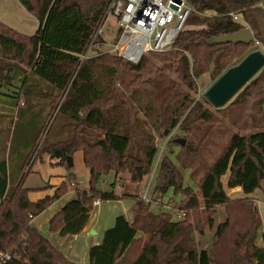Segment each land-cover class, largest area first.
<instances>
[{
  "label": "trees",
  "instance_id": "16d2710c",
  "mask_svg": "<svg viewBox=\"0 0 264 264\" xmlns=\"http://www.w3.org/2000/svg\"><path fill=\"white\" fill-rule=\"evenodd\" d=\"M17 1L38 28L29 37L0 23V90L19 82L15 94L24 100V108H16L21 124L13 163L0 159V251L11 257L7 264H74L31 226L33 218L67 194L68 182L35 202L31 194L48 188H25L28 167L54 114L36 159L48 155L56 166L70 170L67 158L80 151L89 180L88 190L76 189L75 199L50 219L49 232L62 238L81 234L96 201L135 203L133 222L116 217L101 243L89 249L88 264H264V236L259 245L261 221L253 200L232 199L225 191L240 189L250 196L264 183V68L222 109H211L201 96L196 99L202 76L207 75L211 85L248 53L264 52V12L259 0H185L194 10L190 22L202 28L183 29L170 51L143 56L137 65L98 51L81 60L111 0ZM231 13L243 23L234 22ZM247 27L254 35L249 46L207 45L213 38ZM121 66L129 77L120 82L123 92L114 88ZM0 96L9 106L16 105L12 95ZM38 106L42 109L37 111ZM132 106L160 141L176 128L194 136L201 124L222 121L243 133L230 137L199 181L198 195L183 188L177 166L162 159L152 199L159 200L169 191L182 194L178 208L185 217L181 221L166 213H151L140 196L97 189L110 173L115 178L129 173L139 185L152 170L158 153L155 138L145 131ZM177 139L166 146H179L176 163L190 170L198 146L185 141L181 147ZM69 180L77 185L72 175ZM218 207L224 208L226 220L216 227L211 252L198 251L196 237L204 234L199 210L211 228ZM138 233L145 239H137Z\"/></svg>",
  "mask_w": 264,
  "mask_h": 264
},
{
  "label": "rangeland",
  "instance_id": "374dc122",
  "mask_svg": "<svg viewBox=\"0 0 264 264\" xmlns=\"http://www.w3.org/2000/svg\"><path fill=\"white\" fill-rule=\"evenodd\" d=\"M260 8V5H258ZM211 16V14H208ZM192 16V15H191ZM190 16V17H191ZM200 18H204L201 15H197ZM189 17V19H190ZM187 20L184 30H199L202 28L200 24L192 23L190 20ZM113 20V19H111ZM243 22V21H242ZM0 23L6 25L7 27L11 28L12 30L20 33L24 36H33L36 33L38 28L37 22L35 18L30 15L23 7L18 3L17 0H0ZM248 28V27H247ZM111 30V31H110ZM115 30L114 21L109 22L107 26H104L103 29V37L108 42H112L113 32ZM113 31V32H112ZM104 50V49H103ZM124 68L121 66V69L118 72V75L114 82V88L119 91L123 92V89L120 86V82L125 78L126 80L129 79L128 76L123 74ZM210 79L207 75L202 76L198 81V95L203 98V93L206 89L210 86ZM20 83L16 82L14 87H10L7 89L0 90L3 94L12 95L16 100V105L9 106L6 102L7 99L4 97H0V159L5 158L9 160L10 163H13L14 156L16 151L18 150V143H19V124L21 122L18 120L19 117L17 116V107L19 109L24 108V100L21 98L20 95H16L17 91L19 92ZM126 98V97H125ZM11 100H9L10 102ZM128 101V100H127ZM129 102V101H128ZM209 107L213 109L210 105ZM42 109L41 106H38L37 111ZM132 110L135 115L140 119L142 122L144 129L146 132L150 133L155 138V145L157 146L158 153L156 159L159 157L161 149L163 148V142L160 141L158 135L153 131L151 126L146 122L140 112L137 110L136 107L132 106ZM214 110V109H213ZM55 119V114L53 118L49 121L47 128L41 139L38 143L37 149L32 157V163L28 167L29 176L25 182V188H39L45 183L53 182L55 183L59 178H66V182H68V189H76L81 191L88 190V180H89V172L84 167L83 164V155L82 152L78 151L73 154L71 157L72 159V168L70 170L65 169L61 166H56L55 161H51L48 155L42 156L41 160L36 159L37 155L39 154L43 142L47 136V133L50 127L53 125V121ZM233 134H243L242 132L238 131L237 129L230 126L227 122L222 121L221 123H213L211 124H201L197 131L194 132V136L191 133H184L180 129L175 131L176 137L178 139L184 141H193L196 146H198V155L195 158L194 164L192 169L190 170H182L176 163V156L180 153V147H175L171 145L169 147L163 148V152L160 157V161L158 164V168L162 159L165 157L171 162H173L178 170L180 171L183 177V188H189L197 195L198 193V184L199 181L204 177V175L210 170L211 166L214 164L216 159L221 154L224 147L228 144L230 137ZM186 139V140H185ZM37 160L33 165V161ZM140 173V172H139ZM158 173V169H157ZM70 175L75 178L76 184L73 187L70 186L73 183L69 180ZM157 176V174H156ZM226 178L224 177L222 180L223 187L225 188ZM156 179V177H155ZM155 179L151 186L150 197L153 196V190L155 186ZM107 180V181H106ZM104 181V182H103ZM106 181V182H105ZM148 183V175L143 179V181L137 185L134 183L131 175L129 173H124L119 175L117 178L113 179L111 173L108 174L103 180L97 185V188L102 192H106L105 190L109 191L111 188V184H114V191L120 196L122 195H131L137 196L138 194H142L146 185ZM49 188L46 186V189ZM264 192V183L261 184L260 187ZM67 189V193H68ZM112 190V189H111ZM227 195L229 196L231 191L225 190ZM233 192V191H232ZM134 193V195H132ZM262 193V192H261ZM66 196V195H65ZM233 198L234 196H229ZM259 198V204L253 202V205L257 207L258 215L261 220V226L259 230V238L261 239L264 235L263 226H264V195H261ZM182 194L174 195L172 191H169L167 195L164 197V200H168L172 203V206L177 207L180 202L183 200ZM128 200H123V202ZM126 203V202H125ZM109 209V208H107ZM202 215V220L204 224V234L202 237H196L197 243V250L198 251H206L211 252V247L214 244V233L216 227L223 223L226 220V214L223 207L216 208V214L213 216V225L210 228L207 225L205 220V215L203 214V210H199ZM137 234V239H145V236L141 234Z\"/></svg>",
  "mask_w": 264,
  "mask_h": 264
},
{
  "label": "built area",
  "instance_id": "2783aa9c",
  "mask_svg": "<svg viewBox=\"0 0 264 264\" xmlns=\"http://www.w3.org/2000/svg\"><path fill=\"white\" fill-rule=\"evenodd\" d=\"M193 13L194 10L185 0H111L81 60L83 62L97 54L98 51L115 55L125 63L137 65L143 56L168 52L173 48ZM200 15L210 17L209 15ZM229 16L234 22L243 23L238 15L231 13ZM112 21H114L115 30L112 31V42H108L103 37V29ZM177 129L162 141L163 148L166 147L167 142L176 137ZM163 148L148 175L146 188L140 194L141 200L149 206L159 203V200L154 201L149 195ZM100 203V201H96L93 206L96 207ZM255 203L259 204L258 200ZM170 206L172 205L169 204L168 209L172 219L183 220L185 212L178 207ZM10 260L11 257L8 254L0 251V264H7Z\"/></svg>",
  "mask_w": 264,
  "mask_h": 264
},
{
  "label": "crops",
  "instance_id": "0c3cea01",
  "mask_svg": "<svg viewBox=\"0 0 264 264\" xmlns=\"http://www.w3.org/2000/svg\"><path fill=\"white\" fill-rule=\"evenodd\" d=\"M111 175H112V178L115 179L112 173ZM101 180H103V178ZM64 181H66V178H63V179L59 178L55 183L49 182V183L43 184L39 188H33V189H44L46 188V186L49 187L47 190H44L42 192L31 194L30 200L35 202V201L45 198L46 196L52 195L54 189H56ZM70 186L73 187V184L72 185L70 184ZM110 188L112 190L110 189L109 191L107 190L105 191L113 192L114 185H111ZM97 189L99 190V188ZM73 190L74 189L69 188L66 196L62 197L60 200L55 202L48 209L42 212L39 216H37L36 218H33L31 221V226L40 235L46 238L50 242V244L54 248H56L70 262L74 264H88L89 249L101 243L104 232L108 230L109 228L113 227L114 220L116 217L123 216L129 223L133 222V219H134L133 210L135 207V203H134V200L125 201L126 203L123 201L101 202L98 206L93 208L88 224L81 234L77 236L62 238L60 237L58 233L49 232L48 223L50 219L56 213H58L67 203L75 199V191ZM230 191L231 193L229 196H234L232 199L250 198L253 200V202L254 200L255 201L258 200V203H259L258 197L261 195H264V192L261 188L255 191V193L250 196H244L240 189H234ZM113 193L117 196H120V194L116 192H113ZM132 195H134V193ZM137 196H140V195L138 194ZM169 204L172 205L170 201L164 200V197H163L159 199V203L152 204L149 210L153 214L166 213L170 215L171 213L168 209ZM263 231H264V226H263ZM139 236H141V234ZM261 239L260 238L258 239L259 245L261 244Z\"/></svg>",
  "mask_w": 264,
  "mask_h": 264
},
{
  "label": "water",
  "instance_id": "95a60500",
  "mask_svg": "<svg viewBox=\"0 0 264 264\" xmlns=\"http://www.w3.org/2000/svg\"><path fill=\"white\" fill-rule=\"evenodd\" d=\"M248 2L249 0H244ZM264 12V0H259ZM254 42V35L249 28L236 34L222 35L211 39L208 46L237 45L249 46ZM264 68V52L256 49L248 53L236 65L226 69L203 93V99L215 110L224 108L262 69ZM181 147L185 141L175 140ZM67 166L72 168L71 157L67 158ZM139 171V169H138ZM140 176V173H139Z\"/></svg>",
  "mask_w": 264,
  "mask_h": 264
}]
</instances>
